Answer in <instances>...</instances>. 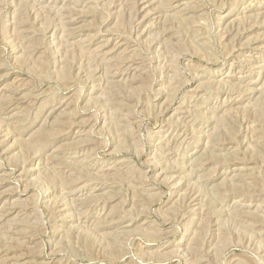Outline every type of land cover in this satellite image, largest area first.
Masks as SVG:
<instances>
[{
	"label": "rangeland",
	"instance_id": "obj_1",
	"mask_svg": "<svg viewBox=\"0 0 264 264\" xmlns=\"http://www.w3.org/2000/svg\"><path fill=\"white\" fill-rule=\"evenodd\" d=\"M0 264H264V0H0Z\"/></svg>",
	"mask_w": 264,
	"mask_h": 264
},
{
	"label": "bare ground",
	"instance_id": "obj_2",
	"mask_svg": "<svg viewBox=\"0 0 264 264\" xmlns=\"http://www.w3.org/2000/svg\"><path fill=\"white\" fill-rule=\"evenodd\" d=\"M63 115H59L57 118H56V121H55V125H60V124H62V122H63ZM54 126V125H53ZM222 185V184H221ZM221 188H223L222 186H220V184L219 185H217L216 186V189H221ZM110 215V214H109ZM107 216H108V214H107ZM112 218V217H111ZM115 219H117V218H115ZM111 220H113V218L111 219ZM116 221V220H115ZM119 221V220H118ZM111 222H114V220L113 221H111ZM117 227V226H116ZM127 231V230H126Z\"/></svg>",
	"mask_w": 264,
	"mask_h": 264
}]
</instances>
